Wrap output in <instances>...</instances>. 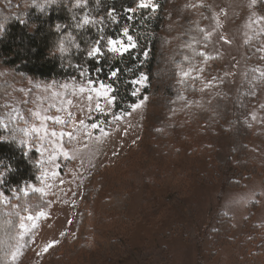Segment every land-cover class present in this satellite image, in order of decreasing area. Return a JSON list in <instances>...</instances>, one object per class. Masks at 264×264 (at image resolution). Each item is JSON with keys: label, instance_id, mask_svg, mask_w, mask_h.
I'll use <instances>...</instances> for the list:
<instances>
[{"label": "rangeland", "instance_id": "obj_1", "mask_svg": "<svg viewBox=\"0 0 264 264\" xmlns=\"http://www.w3.org/2000/svg\"><path fill=\"white\" fill-rule=\"evenodd\" d=\"M160 9L150 48L143 21L159 22ZM130 10L113 38L128 44L127 28L136 46L109 52L134 53V77L41 80L0 59V126L40 166L37 183L9 193L0 177V219L17 225L0 264H264V0H138ZM182 80L193 89L181 93ZM116 84L134 99L119 109ZM222 93L229 116L196 133L189 108ZM242 135L250 178L234 173Z\"/></svg>", "mask_w": 264, "mask_h": 264}, {"label": "trees", "instance_id": "obj_2", "mask_svg": "<svg viewBox=\"0 0 264 264\" xmlns=\"http://www.w3.org/2000/svg\"><path fill=\"white\" fill-rule=\"evenodd\" d=\"M137 2L138 0H86V2L85 0H71V2L70 0H0L1 64L23 76L41 80L67 79L81 75L93 78L97 73L101 76L103 71L105 78H108L109 73L114 69L120 70L118 77L123 76L125 71L130 72L127 76L134 77L140 72L139 68H136L139 58L136 59L134 53L122 57L115 56L107 50V41L108 38L120 34L123 27L130 23L128 11L133 9ZM113 9V14L109 15ZM157 11L159 22L143 21V26L150 27L149 30L155 34L151 42L147 40L144 42L145 46L150 48H155L158 44V35L162 29L161 9ZM85 16L89 18L90 23H84ZM56 25L61 27L57 28ZM140 40L143 41L141 38ZM97 41L102 42V52L98 57H91L88 52ZM249 43L251 44L252 41L250 40ZM141 45L143 47V43ZM148 65L149 70L154 68L152 59ZM180 88L181 93L189 92L193 89V85L190 86L189 81L182 80ZM3 89L4 86L0 82V95ZM115 89L116 109L120 108L124 96L129 102L134 101L131 96L129 97V84H116ZM196 93L197 90L194 94ZM210 101L213 102L209 103L210 107H204L202 110L189 108L188 113L196 133L202 132L201 124L208 127L216 126L212 117L217 123H222L230 114V104L223 93ZM212 135L217 136L214 130ZM244 140L245 137L242 135L233 142L234 154L239 159L234 168L238 178L244 175L245 178H250L256 173L255 170L248 173L245 171L247 165L243 159ZM39 176L37 152L34 149H26L22 144L6 136L0 126V177L3 180V190L9 193L13 188L37 183ZM230 185L241 186L239 183ZM86 194L89 197L90 192ZM121 199L122 206H119L117 211L124 215L128 199L125 195ZM15 222L16 220L10 221L5 216L1 217L0 248L5 244L1 241L3 237L5 235L10 237L16 232ZM7 242H10V239ZM76 243L75 240L69 242L73 245L70 249L73 253L78 251Z\"/></svg>", "mask_w": 264, "mask_h": 264}, {"label": "snow or ice", "instance_id": "obj_3", "mask_svg": "<svg viewBox=\"0 0 264 264\" xmlns=\"http://www.w3.org/2000/svg\"><path fill=\"white\" fill-rule=\"evenodd\" d=\"M70 2H71V0H70ZM85 2H86V0H85ZM140 7H149V5L146 4V3H141ZM113 12H114V9L109 12V15H112ZM90 22L91 21L89 20V18L87 16H85L84 23L87 24V23H90ZM56 27L60 28L61 26L60 25H56ZM123 33H124L125 36H127V39L129 41V43L125 44L123 40H119V39L110 37V38H108V41H107V43L109 45L108 51L119 53V54L122 55L123 53L129 51L130 48H134L136 46L134 43H131L132 37L127 35L128 34V29L127 28H125L123 30ZM101 43H102L101 41H97L95 43V46L92 47L91 51L88 52V55L91 56V57L99 56L101 54V52H102ZM101 71H102V69H101ZM119 71H120L119 69H114L111 72V76L115 77L118 74ZM90 83H91V81H90ZM99 87L100 88H107V87H110V85L106 86V85L103 84V82H100L99 83ZM113 99H114V97H113ZM94 127H95V125H94ZM40 215H44V214L40 213ZM28 219L31 220V219H33V217L29 216Z\"/></svg>", "mask_w": 264, "mask_h": 264}]
</instances>
